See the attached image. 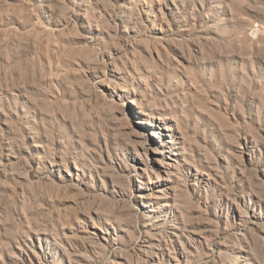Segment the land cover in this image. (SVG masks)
<instances>
[{
    "label": "rangeland",
    "instance_id": "rangeland-1",
    "mask_svg": "<svg viewBox=\"0 0 264 264\" xmlns=\"http://www.w3.org/2000/svg\"><path fill=\"white\" fill-rule=\"evenodd\" d=\"M0 264H264V0H0Z\"/></svg>",
    "mask_w": 264,
    "mask_h": 264
}]
</instances>
